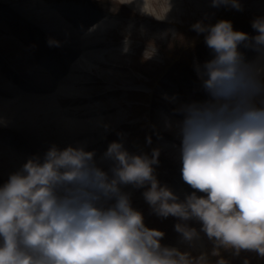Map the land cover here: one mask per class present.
<instances>
[{
	"label": "clouds",
	"instance_id": "clouds-1",
	"mask_svg": "<svg viewBox=\"0 0 264 264\" xmlns=\"http://www.w3.org/2000/svg\"><path fill=\"white\" fill-rule=\"evenodd\" d=\"M221 6L243 10L240 0H212ZM252 27L254 37L229 20L193 25L207 33L214 58L196 66L208 99L175 110L183 116L182 179L192 194L181 202L160 185L158 149L132 154L113 141L102 157L112 162L106 171L94 150L53 144L0 185V264H190L186 253L162 246L164 232L145 225L122 191L127 185L146 188L144 199L158 216L196 219L217 247L264 258V68L239 51L243 44L264 56V17ZM49 44L60 46L51 38ZM175 230L189 241L198 235L182 223Z\"/></svg>",
	"mask_w": 264,
	"mask_h": 264
},
{
	"label": "bare ground",
	"instance_id": "bare-ground-1",
	"mask_svg": "<svg viewBox=\"0 0 264 264\" xmlns=\"http://www.w3.org/2000/svg\"><path fill=\"white\" fill-rule=\"evenodd\" d=\"M20 1L16 0L10 4L1 2L0 6L12 15L0 14V29L1 24L5 22L4 16L6 22L12 26L13 34L18 33L24 37L25 49H31L34 45L37 50L32 55L22 53L19 58L7 54L5 56L8 60L0 56L1 185L7 181L9 174L19 170L29 157H42L49 148V142L55 143L61 149L72 145L84 146L87 151L94 150L97 164L104 170H109L112 162L102 159L104 153L109 144L115 141L113 138L116 133L119 134L121 127H131L123 122L121 117L120 109L124 105L117 106L107 102L109 95L126 93L130 91V82H137L136 78L132 80L130 76L123 75L126 68L123 58L128 54L126 49L130 48L131 44L107 40L106 35L114 32L116 28L114 20L109 19L114 13L111 14L108 8L79 31L72 30L63 21L65 12L71 9L70 6L62 5L58 11L37 6L40 10L36 11V16L32 18L28 9L18 8ZM114 1L129 3L128 6L146 26L151 22L168 27L184 14L194 12L209 15L219 9L212 7L211 0ZM106 12L111 14V17ZM11 18L18 20L13 21ZM132 28L139 29L137 23H134ZM29 29L38 33L42 40L31 43V38L26 34ZM135 34L138 37L140 31L136 30ZM123 35L126 34L123 32ZM50 38L65 42L69 47L60 42L57 47L70 53L69 60L58 71L55 79L43 75L42 72L44 56L50 55L49 49L54 45L49 44ZM239 49L247 61L264 68V61L259 59L262 58L260 53L255 51L256 56L248 57V50L243 52V44ZM23 84H27V88H22ZM100 102L106 106L102 107ZM106 130L109 132L105 133ZM50 135L52 137L48 138ZM178 153L179 157L174 163L177 170L172 173L177 175L184 185L181 152ZM12 167L15 170L12 171ZM138 189L144 188L122 186V191L129 195ZM193 191L195 190L189 186L186 194L179 193V190L174 193L179 200L184 201ZM197 195L204 194L197 192ZM138 203L139 200H131L132 206ZM176 220L180 221L178 218ZM197 234L194 239L187 241L195 247L202 246L205 242L202 231H197Z\"/></svg>",
	"mask_w": 264,
	"mask_h": 264
},
{
	"label": "rangeland",
	"instance_id": "rangeland-1",
	"mask_svg": "<svg viewBox=\"0 0 264 264\" xmlns=\"http://www.w3.org/2000/svg\"><path fill=\"white\" fill-rule=\"evenodd\" d=\"M15 1L0 0V4L1 2L10 4L15 3ZM68 2L70 1L21 0L18 8L28 9L34 18L36 11L40 10V7L36 8L37 6L48 7V9L57 11L61 5ZM240 3L243 7L242 11L221 6L215 13L209 15L187 13L182 18L176 19V23L170 22L172 25L168 27L164 25L167 28L151 22L147 23V26L143 25L127 2L103 0L101 3L100 8L104 12L105 8H108L111 14L114 13L111 17V14L106 12L111 17L109 19L114 20L116 27L114 32L106 35L107 40L113 43L131 44V47L126 49L128 54L123 58L126 67L123 75L130 76L132 80L137 79L135 83L130 82L132 84L130 91L118 96H108V103L117 106L124 105L120 109L122 120L133 127L130 131L121 127L119 134L116 133L113 139L117 142L122 141L124 147L132 154L151 156L153 149H158L159 157L165 158L166 161L159 159V163L154 165V174L161 186L166 185L173 192L179 190V193L183 194L186 190V187L179 183L177 175L174 174L172 178L169 175L171 166L179 157L178 152H181L178 122L183 119V116L175 110L183 104L208 99L207 97L199 99L201 97L196 96L198 91L187 84L190 68L193 69V73L190 75H193L194 71L197 73L196 66H202V62L205 63L212 59L213 55L205 44L207 33H198L193 30V25L200 22L204 26H210L221 20H229L232 22L234 30L248 33L250 37H254L258 35V32L253 29L252 23L256 18L264 17V0H240ZM2 13L12 15L10 11L4 10L0 6V14ZM3 18L5 22L1 24L0 29V56L7 59L5 55L11 54L15 58H19L25 49L18 40L16 41L12 26L6 22L4 16ZM11 20L16 21L18 19L11 18ZM134 23H137L139 28L136 30L140 31L138 37L135 34L136 30L132 28ZM119 24H123V26ZM123 32L126 35H123ZM32 33L39 39L38 33L35 31ZM247 49L248 57L257 55L253 49ZM244 51L246 50L244 49ZM261 57L259 59L264 61V56ZM189 60L193 62L190 64ZM202 91L206 94L204 90ZM154 94L160 99L157 100L153 97ZM165 94L169 98L176 97L175 102L166 100ZM99 104L102 107L106 106L103 102ZM169 123L171 124L170 128L166 126ZM106 132L109 131L106 130ZM51 137L52 135L48 138ZM149 137L151 143H148ZM11 170H15L14 167ZM145 190L138 189L130 195V200L140 201L132 207L143 213L144 223L148 228L165 233L161 241L162 246L174 247L180 252L186 253L190 264H221V262L222 264H264V258L255 252L240 251L237 255L234 249L217 247L215 241L209 239L203 231L202 236L205 242L202 246L195 247L189 244L188 240H185L175 230V225L182 223L197 232L201 231V223L196 219L178 221L173 216L167 218L158 216L144 199L143 192Z\"/></svg>",
	"mask_w": 264,
	"mask_h": 264
}]
</instances>
